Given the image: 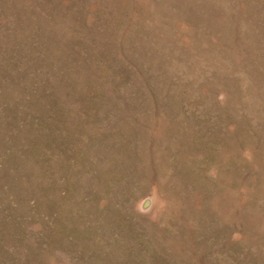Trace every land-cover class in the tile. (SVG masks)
I'll return each instance as SVG.
<instances>
[{
    "label": "rangeland",
    "instance_id": "obj_1",
    "mask_svg": "<svg viewBox=\"0 0 264 264\" xmlns=\"http://www.w3.org/2000/svg\"><path fill=\"white\" fill-rule=\"evenodd\" d=\"M0 264H264V0H0Z\"/></svg>",
    "mask_w": 264,
    "mask_h": 264
}]
</instances>
